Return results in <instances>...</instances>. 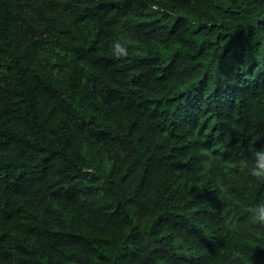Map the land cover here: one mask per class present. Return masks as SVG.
Masks as SVG:
<instances>
[{"label": "trees", "instance_id": "obj_1", "mask_svg": "<svg viewBox=\"0 0 264 264\" xmlns=\"http://www.w3.org/2000/svg\"><path fill=\"white\" fill-rule=\"evenodd\" d=\"M251 146L264 0H0V264H264Z\"/></svg>", "mask_w": 264, "mask_h": 264}, {"label": "clouds", "instance_id": "obj_2", "mask_svg": "<svg viewBox=\"0 0 264 264\" xmlns=\"http://www.w3.org/2000/svg\"><path fill=\"white\" fill-rule=\"evenodd\" d=\"M155 8L156 5H153ZM116 57L128 56L127 47L120 41H114L110 46ZM251 158L244 165L248 174L256 179H264V146L257 149L251 146ZM250 220L255 226L264 227V200L258 201L248 208Z\"/></svg>", "mask_w": 264, "mask_h": 264}]
</instances>
